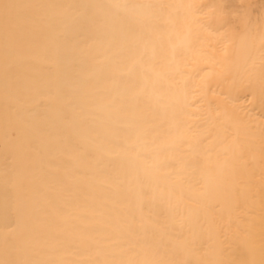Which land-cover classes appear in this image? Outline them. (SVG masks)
Listing matches in <instances>:
<instances>
[{
    "label": "bare ground",
    "instance_id": "6f19581e",
    "mask_svg": "<svg viewBox=\"0 0 264 264\" xmlns=\"http://www.w3.org/2000/svg\"><path fill=\"white\" fill-rule=\"evenodd\" d=\"M0 264H264V0H0Z\"/></svg>",
    "mask_w": 264,
    "mask_h": 264
},
{
    "label": "snow or ice",
    "instance_id": "6c2138e0",
    "mask_svg": "<svg viewBox=\"0 0 264 264\" xmlns=\"http://www.w3.org/2000/svg\"><path fill=\"white\" fill-rule=\"evenodd\" d=\"M6 8L8 7V5L5 6Z\"/></svg>",
    "mask_w": 264,
    "mask_h": 264
}]
</instances>
